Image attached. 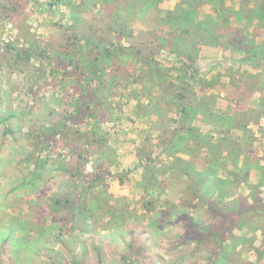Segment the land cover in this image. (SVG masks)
<instances>
[{"label": "rangeland", "instance_id": "1", "mask_svg": "<svg viewBox=\"0 0 264 264\" xmlns=\"http://www.w3.org/2000/svg\"><path fill=\"white\" fill-rule=\"evenodd\" d=\"M68 1L0 0V264H209L213 248L225 237L221 245L226 256L215 264H258L255 249L264 236V206L254 198L263 199L264 186L254 189L240 181L248 171L249 183L253 179L252 183L264 185V127L257 124L264 119V95L259 103L253 95L264 87V74L259 72L264 70V58L256 53L251 59L253 68L239 66L238 52L210 55L200 52L204 46L200 44L189 71L199 79H192L193 101L199 102L203 93H214L213 104L208 101L207 105L243 115L248 129L216 134L218 141L213 138L210 149L196 150L199 153L193 161L214 162L216 172L211 171L221 179L231 180L236 174L233 197L243 198L245 212L241 217H225L223 211L208 208L213 196L204 194L207 184L199 178L196 185L181 173L182 161L179 174L171 176L175 171L172 156L186 160L189 156L175 150L182 145L165 147L144 114L147 98L141 93L150 87L149 81L123 85L112 75L105 79L104 91L92 97L88 93L94 88L88 80L92 69L86 73L83 66L76 70L66 64L68 58L60 51H65L68 42H75L70 38L71 29H66L71 23ZM177 3L161 0L159 6L167 10ZM235 4L245 12V22L240 20L242 13L234 10L227 15L229 21L235 20L237 26L246 23L244 40L261 43L264 53V26L253 20L254 0H223L227 8ZM198 12L199 17L223 18V10L213 0L202 4ZM124 13L116 15L130 29H148L152 24L141 10ZM162 29L170 31L166 25ZM110 39L127 45L114 33ZM27 49L29 57L23 53ZM41 51L44 56H37ZM19 52L21 57H16ZM154 59L158 68L169 71L166 85L179 89L175 67L183 57L178 47L159 48ZM199 77L210 79L211 87ZM171 90H165L160 107L177 118L179 101L169 105V101L173 103ZM161 91L156 88L152 95ZM83 95L87 101L97 97L103 101L99 106L88 105L97 120L80 102ZM246 100L251 107L245 105ZM193 125L203 133L210 129L200 118ZM96 138H104L105 146L93 143ZM148 163L156 171L148 170L147 175H154L158 184L143 188ZM196 169L205 170L200 165ZM57 198L73 199L75 210L80 211L73 225L71 204L64 207L63 203L64 208L54 212ZM146 202L155 207L152 212L144 209ZM107 205L115 207L114 216L108 214ZM210 230L217 236L208 234Z\"/></svg>", "mask_w": 264, "mask_h": 264}, {"label": "trees", "instance_id": "2", "mask_svg": "<svg viewBox=\"0 0 264 264\" xmlns=\"http://www.w3.org/2000/svg\"><path fill=\"white\" fill-rule=\"evenodd\" d=\"M208 1L211 0H178L174 8L164 10L159 6L161 0H69L66 3V7L71 23L66 29H71L72 36L69 37L71 39L73 38L75 42H68L65 44V51L57 49L56 52L60 51L61 56L67 57L68 60L66 64L72 65L76 70L81 69L83 66L85 72L88 73L89 70L92 69L90 70V72L92 71V76L88 77V80L94 84V88L88 91L92 97L94 94L104 91L102 88H104L105 79L112 75L118 76V83L123 85L140 84L149 81L150 87L146 88L141 93V96L147 98V103L143 106L145 108L143 109L145 111L144 114L150 118V124L154 129L158 130L164 141L165 147L169 148L175 145H182L181 149L175 150L185 152L189 156L187 160L177 155L172 156L171 165L175 171L171 176L176 172H178L176 175L179 174L180 167L178 165L179 161H182L181 173L185 174L188 180L196 181L195 184L197 185V180L201 178V180L207 184L208 187L204 194L211 193L213 196V199L208 204V208L214 212L223 211L225 217L233 215L235 218L236 214L237 216L240 214L241 217L242 213L245 212L243 207H241L243 198L239 195L233 197L236 195V174H234L231 180L221 179L214 173L216 172L215 167L217 165L214 164V162L209 163L207 162L208 160L204 159V162L201 163L193 161L199 153L197 152L199 149L211 148L213 145V138L216 134L223 132L228 133L233 128L248 130L244 123L245 117H243V115L238 116V113L233 111L219 112L214 106H208V101H211L212 104L214 102L216 97L214 93H203L204 96H201L199 102L193 101L194 99L192 96L195 94L193 93V83L198 82L199 79H197L198 76L194 77L195 75L190 74L189 71L194 68L195 58L197 56L196 52L200 44L236 50L242 54L240 63L251 62V59L256 56V53H259L260 58L263 59L264 53L260 50L262 46L261 43L257 44L254 41L247 42L244 40L247 34L246 26L241 27L231 24L227 15L233 14V9L225 7L223 5V0H213L217 1L218 5H220V9L223 10L222 19L218 20L209 14L199 17L198 10L200 6ZM259 3L260 4L256 6L257 9H255L253 13L255 14V11L260 9L258 10L260 13H256L255 15L259 14L260 26H264V0H260ZM136 9L144 12L145 15L147 14L149 16L147 19L152 20V24H149L151 21L148 23V29L133 30L130 29L128 25H124L126 23L121 22V18L118 15H123L125 10L133 11ZM116 13L118 15H116ZM162 25L169 26L170 31L165 33L162 29ZM112 33H114L117 40L121 38L125 39L127 45H122L120 42H118V44L112 43L110 39ZM262 43H264V41H262ZM175 45L178 47L183 57L179 67H175L179 83L181 82L180 88L178 89L177 86L176 90L174 89V84L168 83L166 85L165 78L168 76L169 71L167 69L158 68L154 59V53L159 48L172 47ZM23 51L27 57L30 56L28 49ZM55 54H57L56 56L59 55L58 53ZM37 56H44V51L37 53ZM16 57H21L20 52L16 53ZM108 67L111 68V71H107ZM180 72H184L185 76L182 77L179 75ZM261 72V74H264V70ZM187 73L189 75H187ZM194 78H196L197 81H195ZM209 80L210 79L206 78L200 79L202 83L211 87V81ZM156 88H160L162 91L160 95L154 96L152 94ZM171 88L173 103L169 101V105H174L176 101H179L176 104L177 118L170 117L168 112L163 110L164 107H160V101L164 98L165 90L168 93V89ZM258 89L263 90L264 87L262 86ZM88 93L87 95H89ZM79 100L80 102H84L88 109V105L90 104L99 106L100 103L101 105L103 103V101L99 102V97L88 99L87 101L84 95L80 97ZM138 106L142 105L139 103ZM89 112V115L96 119V116L91 114L90 109ZM152 116H154L155 119H151ZM196 118L202 119L204 123L210 126V129L207 131L204 130L205 133L198 131V127L193 125V120ZM194 138H197V140L199 139V141L197 142ZM214 139L218 141L217 137ZM190 141L194 143L192 142L193 144L190 145ZM217 141L215 140V142ZM182 142H184V144ZM195 142H197V144ZM93 143L105 146L106 140L104 138H96ZM205 156L206 155L202 157ZM149 159V156H147L146 160ZM190 164L192 166H190ZM199 165L203 166L205 170L197 171L196 168ZM148 170L154 171V173L156 171L154 167L148 163L145 167V179L142 187L145 188V184L147 187H156L158 184L157 180L154 175H147ZM96 178L99 177L96 176ZM242 182H245L249 187L254 189H258L262 185L249 183L248 171H245L244 179H242L240 183ZM224 185H227V187L223 188ZM148 191H150V189H148ZM254 199L264 206V201L259 198ZM97 202L99 201L96 197L95 203ZM54 203V212L59 211L65 206L68 207L67 204H71L72 207L69 211V220L73 225L76 220V215L80 212L78 208L75 210L73 199H64L62 201L57 198ZM63 203L64 207L61 205ZM150 204L152 203L146 202L143 205L144 209L148 212H152L155 208L149 207ZM244 204H246V201H244ZM233 206H235V210H233ZM189 207L194 208L193 205ZM107 209L108 214L114 216L115 207L107 205ZM84 211H88V209ZM113 216H110V222L113 220ZM208 234L216 235L217 232L210 230ZM233 238L235 239V236ZM225 240L226 237L221 238L219 244L216 245L215 243L216 246L213 248L210 255L211 257H209V264H215L221 257L226 256V251L221 245L222 241L224 243ZM255 252L258 264H263L264 239L261 241V245L255 249Z\"/></svg>", "mask_w": 264, "mask_h": 264}, {"label": "crops", "instance_id": "3", "mask_svg": "<svg viewBox=\"0 0 264 264\" xmlns=\"http://www.w3.org/2000/svg\"><path fill=\"white\" fill-rule=\"evenodd\" d=\"M260 2V0H254V2H255V5L257 6L258 4H260L259 2ZM228 6V5H227ZM229 8H232L235 12H237L238 13V15H241V13H242V10H241V8L239 7V5H237V4H235V5H232V7H229ZM256 13H259V11L257 10L256 11ZM246 14H245V12L244 13H242V16H241V19L240 18H236V20L238 21L239 19L241 20V22L242 23H244L245 21V16ZM258 16H259V14L258 15H255V19H253L254 20V22L256 21V22H259V24L261 23L260 22V20H259V18H258ZM239 23V22H238ZM231 24H236L235 23V20L233 21V22H231ZM246 26V23L244 24V25H241V27H245ZM263 34V33H262ZM257 36H259V37H263L261 34H257ZM206 51V52H208L209 54L210 53H214L216 56H218L219 54H221V53H223L224 54V56H226V51H228L229 53H233V51H236V50H230V49H223V48H220V47H215V46H201V49H200V52L201 51ZM236 52H238V51H236ZM238 54H239V56H240V58H241V56H242V54H240L239 52H238ZM211 55V54H210ZM213 58H216V57H213ZM240 61H241V59H239V66L240 65H243V64H246V65H250V67H252L253 68V66H251L252 64H251V62H242V63H240ZM226 65H229V64H226ZM238 66V67H239ZM257 70V69H256ZM246 72H251V71H247V70H245ZM261 71H263V70H261ZM261 71H259V72H261ZM245 72V73H246ZM264 73V72H263ZM255 92L253 93V95H257V98H258V101H257V103H259L260 102V100L262 99V96L264 95V90H262V91H260V90H254ZM248 102H249V100H246V102H245V105L246 106H248V107H251L249 104H248ZM261 119V118H260ZM259 119V121L260 122H258L257 124H259V126H263L264 127V119L262 118L261 120ZM263 127H261V131L263 132ZM263 129V130H262ZM261 172H264V171H261ZM253 180V179H252ZM252 180L250 181L251 182V184H255V185H257L258 183H260L261 181H253V182H258V183H252ZM264 185H261L260 187H259V189H261L262 187H263ZM260 195H262V198L263 199H261L262 201H264V191L262 192V193H260ZM264 239V237L261 239V241Z\"/></svg>", "mask_w": 264, "mask_h": 264}]
</instances>
